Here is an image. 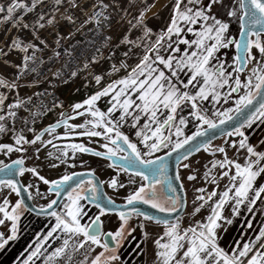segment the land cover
I'll return each instance as SVG.
<instances>
[{
	"label": "snow or ice",
	"instance_id": "snow-or-ice-1",
	"mask_svg": "<svg viewBox=\"0 0 264 264\" xmlns=\"http://www.w3.org/2000/svg\"><path fill=\"white\" fill-rule=\"evenodd\" d=\"M158 6L163 5L157 0H10L7 6L0 4V22H11L17 30L0 42V57L7 65L10 53L22 54L12 64L18 69L15 78L0 77L2 88L18 89L19 80L29 72L39 76L46 63L45 50H50L48 62L64 56L59 68L49 70L64 83L85 71L100 85L105 77L95 74L93 68L104 60L112 61L109 75L130 68L124 76L71 105V115L61 111L60 120L40 130L33 126L37 120L63 108L62 103L55 99L41 103L51 95L47 92L21 98L17 91L6 104L8 95L0 92V137L11 135L12 140L0 142V153L9 156L32 150L39 160L41 149L50 145L52 150L46 156L50 168L75 167L69 161H75L77 153H90L110 161V168L129 174V184L137 183L133 177L146 181L126 196L116 228L105 231L102 217L119 206L102 195L104 181L96 178L95 171L65 172L58 179H48L40 168L25 166L27 155L11 163L0 160V194L8 190L0 195V252L20 240L26 214L54 220L45 232L36 234L17 264H122L121 249L137 227L144 229L145 241L152 240V264H264V221L258 228L253 225L257 207L264 215V185L258 183V178H264V131L256 143L251 139L256 128L264 125V0H171L166 23L154 31L148 21L158 15L154 11ZM132 11L137 14L133 16ZM29 14L31 18L25 20ZM114 14L119 17L115 22ZM232 20L239 23V39L231 33ZM133 30L139 33L135 37ZM185 33L193 38H186ZM77 34L83 39L76 40ZM121 46H126L125 59L117 66L116 50ZM230 48L234 56L227 53ZM78 49H84L83 60L76 55ZM133 49L141 52L134 65H129L127 60L136 55ZM74 61L79 62L73 66ZM101 98H108L106 111L97 107ZM232 100L234 106L225 107ZM20 110L28 116L19 115ZM77 117L90 118L70 123ZM190 122H195V131L187 135ZM61 127L63 135H54ZM25 129L31 137L24 134ZM209 130H213L212 137L219 131L230 139L213 146ZM45 135L51 138L45 140ZM75 137L101 138L103 150L83 142H53ZM229 149H235L236 158L229 157ZM202 150L216 157L201 177L215 187L212 191L195 189L199 195L188 214L195 216L205 208L207 214L182 227L179 213L186 210L187 201L186 196H179L174 181L181 180L180 167L189 170V181L197 180L199 169L190 157ZM162 151L164 155H156ZM173 153L177 160L174 177L168 166ZM216 169L219 171L214 173ZM25 173L47 185L46 193H41L38 182L22 183L18 177ZM225 178L227 183L218 191L219 181ZM107 183L112 189L124 187L116 177ZM13 193L14 201L9 199ZM161 193L170 205L162 203ZM48 194L55 198L46 204L30 206L26 202L35 197L47 199ZM83 201L94 205L98 214L89 216ZM137 204L149 205L168 217L176 214L175 219L150 215ZM226 206L229 214H225ZM245 211L251 214L245 226L253 235L242 230L229 243L231 237L226 234ZM85 217L87 222H83ZM145 221L162 225L163 234L153 238Z\"/></svg>",
	"mask_w": 264,
	"mask_h": 264
},
{
	"label": "rangeland",
	"instance_id": "rangeland-1",
	"mask_svg": "<svg viewBox=\"0 0 264 264\" xmlns=\"http://www.w3.org/2000/svg\"><path fill=\"white\" fill-rule=\"evenodd\" d=\"M9 2L10 1H8V3ZM149 2L151 3L153 2V0H149ZM157 2H158V5H163V6L162 7L158 6L157 9H154V11L158 12V15L155 17H151L148 21L149 26L152 27L154 31H158L162 26H164V24L166 23L168 19L170 7H171V0H157ZM0 4H3V5L6 4L5 0H0ZM136 14L137 13L135 11H132L133 16H135ZM149 15L151 16V14ZM113 19L115 22L116 20L119 19V17L114 14ZM122 23H124L126 26V21ZM230 30H231L232 35L235 36V38L237 39L238 33H239V23L236 20L231 21ZM123 34L124 33L122 32L121 35ZM138 34L139 33L136 30L132 31L133 37H135ZM184 35L186 38L188 37L189 39L193 38L190 33L188 35L187 33H185ZM181 47L183 49L184 46H181ZM125 50H126V46H121L120 48L116 50L115 62L117 63V66H119L120 61L125 59L122 55L123 51ZM226 51L229 54V56L235 55V51L232 48ZM133 52L136 53V55H133L130 59L127 60V63L129 65H134V63L138 59V55L141 52V49H133ZM105 54L106 55L108 54L107 50L105 51ZM180 54L182 55L183 52H181ZM111 63L112 61L104 60L99 64V66H96L93 68V72L95 74H102L105 77L102 80L100 85L95 84L94 80L92 79V75L87 74L85 71H79L78 73L79 75L75 77V82L77 81V83L73 82L72 84L74 86H71L72 84L70 83L66 87V89L64 88L62 90V94L66 97L68 108H71V105H73L74 103L82 102L85 98H87L88 95L93 94L95 91L106 86L107 83H110L112 80L118 79L124 76L127 73V71H130V68L126 70L122 69L118 73H112L111 75H109L108 69ZM249 67H251V65H249ZM245 75H247V73H245ZM72 89H73V92H71ZM2 90H4V88L0 87V92H2ZM233 96L235 98L236 94H233ZM107 100L108 98H101V100L97 102V107H99L102 111H106L107 107L109 106L107 104ZM229 106H234V100L229 101V103L225 105V107H229ZM87 118H90V117H80L74 123L76 124L83 123L84 120ZM64 131H65L64 128L59 129L56 131L54 135H63ZM185 131L187 135H191L192 132L195 131V122H190ZM261 132H262V127H260L258 131H255L254 133H252L251 139L253 143L257 142V137L259 136V134L261 135ZM50 138L51 137L48 135L44 137L45 140L50 139ZM226 139H230V138H227V137L220 138L216 140L215 142H213V146L223 145ZM53 142L59 145H63L66 143H72V142H75V143L83 142L86 144V146L87 145L92 146L94 145V138L75 137L71 140H54ZM50 150H52L50 145L42 148L40 152L39 160L35 159V155L32 150H30L27 154L14 152L10 154L9 156H5L4 154L0 153V160H3L5 163H10L12 160L17 159L22 155H27L28 158L26 160V164L28 167L36 166L42 170V174L45 175L46 178L58 179L61 175L65 174V172H68L70 167H68L67 165H61L58 168H50L49 160L46 158L47 153ZM164 151H167V150H164ZM164 151L157 153L156 155L164 153ZM70 155H71V152H70ZM228 155L230 158L237 157V153L235 149H229ZM219 156L220 154H217V157ZM215 158L216 157H213L210 153H205L203 150L200 153H196L195 155L190 157V161L194 162V167L199 169V171L197 172V180L195 181H189L187 179V176L189 174L188 169H184L183 167L179 168L181 178L184 184L186 197H187V209L185 213L181 216L182 217V221H181L182 227L189 226L195 220H200L201 217L207 214V211H208L207 208L202 209L201 213L196 214L195 216H191L188 213H190L193 209L194 197L196 195H199V193L195 191L196 188L205 187L208 191H212L213 188L215 187L212 184L204 182V180L201 178L203 174L207 171V167H210V162L214 160ZM239 158L241 159V162H243V153L239 154ZM83 162H93L94 163V162H101V160L97 157L88 156L83 153H77L75 161H71V160L69 161L70 164L75 163L78 167H81ZM188 162L189 161H184V163H188ZM218 171L219 169L213 170L214 173ZM21 180L25 184L38 182L36 178L33 177L31 174L24 175L23 177H21ZM38 183L40 184L41 193L42 194L46 193L47 191L46 186L42 182H38ZM219 183H220V188L218 189V191H221L223 190L225 184L227 183V178L220 180ZM258 183L261 185H264V178H258ZM133 189L135 188L132 186H129L127 190L123 193L124 197L129 195L133 191ZM7 191L8 190L5 189L4 193L0 195L7 194ZM32 191L35 195V189H33ZM51 198L52 197H50L49 195L47 199H43L41 197H35L34 201H35V204L39 206V205L46 204L48 200H50ZM9 199L14 201L16 199L15 194L13 193L12 196L9 197ZM258 205H259V202H258ZM88 214L89 216L91 215L89 211H88ZM225 214H229L227 206L225 208ZM251 218H252L251 214H249L246 211L243 212V215L241 217L236 218L238 222L234 223V225L229 228L228 234H226L231 237V239H229V243L232 242V239L238 238L242 234V230L246 231V234L248 236L253 235L252 230L246 229V226H245V220L251 219ZM87 219L88 217H85L84 221H87ZM140 219L142 220V218ZM104 220L110 227H116L119 223V220L115 219V217L112 215L105 217ZM136 220L137 219L133 220L132 223L135 224ZM261 221H264V215L260 214V209L259 207H257L256 217L255 219H253L254 228H258L260 226ZM53 222H54L53 218H50V217L37 219L36 217L30 214H26L23 220L24 230L22 232L21 238L24 239L25 242L30 241V243L32 244L35 242L36 234L45 232L50 226V224ZM144 223L148 225V230L150 232V235L153 238H156L158 235L163 234L162 225H157L156 223H151L148 221H145ZM143 231L144 229L137 227L136 232H134L132 236L128 238L125 244L126 246L124 245V247L121 250L122 264H152V261L154 259V256H153L154 245L151 239L148 241L144 240ZM11 249L8 248V250H6L7 253L4 256H2L3 260L6 262L5 264H16L15 259L18 256V254H16L14 248H11ZM26 249L28 248H25V250Z\"/></svg>",
	"mask_w": 264,
	"mask_h": 264
},
{
	"label": "flooded vegetation",
	"instance_id": "flooded-vegetation-1",
	"mask_svg": "<svg viewBox=\"0 0 264 264\" xmlns=\"http://www.w3.org/2000/svg\"><path fill=\"white\" fill-rule=\"evenodd\" d=\"M188 34L189 33H187V35ZM237 39H239V33H238V38ZM69 109H71V108H69ZM79 118L80 117H77L76 119L71 120L70 123H74ZM60 119H61V117L58 120H60ZM62 128H59V129H62ZM59 129H57V130H59ZM103 143H104V141L101 138H94V145H92V146L87 145V146L91 147V148H94L96 150H103L100 147V145L103 144ZM83 154L95 157V156H93L90 153H83ZM158 155L162 156V155H164V153H161V154H158ZM99 159L101 160V162H94V163L93 162H83L81 167H78L75 164L76 165L75 167H70L68 173H71V172L81 173V172L95 171L96 176L99 178V180L100 181H104V183L101 185L102 194L104 193L107 197H111L116 203L122 204V205H124L126 203V197H124L123 193L127 190V188L129 186H132L134 188H138L141 183H146V181H142L139 177H133L134 179L137 180V183L136 184H129L128 183L129 174H126V173H123V172H118L116 169H113V168L109 167V163H111L110 161H104L101 158H99ZM25 165H26V167H28L27 164H26V161H25ZM179 171H180V169H179ZM28 174H30V173H25V175H28ZM112 177H116L119 181H121L124 184V187L117 188V189H112L111 187H109L107 182ZM20 179H21V177H20ZM180 182L183 183L182 178H181ZM45 186H46V188H48L47 185H45ZM183 189H184V184H183ZM178 194H179V196H181L179 191H178ZM48 195L50 197H52L51 199L55 198L54 194H48ZM65 199H66V197H65ZM161 201H162V203H165V204H168V205L171 204V201L167 200L166 196H164L163 193H161ZM32 202H33L34 205H36L34 199L32 200ZM82 203L84 204L85 209L91 213L90 216L98 214V211H97V209L95 208L94 205L89 204L87 201H83ZM29 214L34 216V217H37V216L33 215L32 213H29ZM110 215L114 216L115 219L118 220V214H112V213H108L106 216L102 217V219L104 220L105 217L110 216ZM135 219H137V218L134 217L133 220H135ZM83 222H87V221H83ZM151 223H155V222L151 221ZM108 226L109 225L104 220V230L105 231H111V230L108 229ZM126 242L127 241H125L124 245L126 244Z\"/></svg>",
	"mask_w": 264,
	"mask_h": 264
},
{
	"label": "built area",
	"instance_id": "built-area-1",
	"mask_svg": "<svg viewBox=\"0 0 264 264\" xmlns=\"http://www.w3.org/2000/svg\"><path fill=\"white\" fill-rule=\"evenodd\" d=\"M87 27H91L86 26ZM90 35V34H89ZM83 37L78 34L76 36V40H82ZM71 43V42H70ZM84 51V49H78L76 55L80 58V60H83V56L81 55V52ZM104 52L106 51L103 50ZM50 55V51L45 53L43 58L46 61V63L40 67L39 72L40 75L37 76L36 73H32L29 72L27 74H24L23 77L20 79L21 81H24L26 83H30L33 84V80H39L40 82L37 83L36 85H39L38 90L34 91V92H47L50 93L51 95L46 96L45 98H43L40 102L41 103H47L50 100H57L58 102L63 104V108H55L53 109L51 112H47L45 115H43L40 119L37 120V122L35 123V125H33L37 130H40L44 127H47L49 124L54 123L55 121H57L60 116L59 113L61 111H65L68 109V105H67V100L66 97L62 94V90L64 88H66L73 79L68 80L67 83H64L63 80H58L56 77L52 76L50 74V69H55V68H59L61 66V62L65 59L64 56L62 55L59 61L53 60L51 62H48V56ZM79 61H74L73 62V66H75ZM64 73H67L68 69L65 68ZM34 92H31L29 94H27L26 96H24L23 98L27 97V96H32ZM33 100L35 101L36 98L33 97ZM19 115L22 116H28V113L23 112V110H20ZM24 134L27 135L28 137L32 136L31 132H28L27 129L24 130ZM0 142H12L11 140V135H9L8 138H2L0 137Z\"/></svg>",
	"mask_w": 264,
	"mask_h": 264
},
{
	"label": "crops",
	"instance_id": "crops-1",
	"mask_svg": "<svg viewBox=\"0 0 264 264\" xmlns=\"http://www.w3.org/2000/svg\"><path fill=\"white\" fill-rule=\"evenodd\" d=\"M8 1H10V0H5V2H6V4H4L5 6H7ZM2 15L3 14H1V16ZM30 18H31V14H29L28 16H25V20H28ZM16 34H17V30L15 28H13L11 22H8V23L0 22V42H3L5 40H8L11 36L16 35ZM49 43H50V46H54V45H51V40H49ZM49 51L50 50H45V53H47ZM21 55L22 54L10 53L9 54V57H8V64L7 65H5L3 63V59L4 58L3 57H0V77H4L6 79H13V78H15V75H16V72L18 71V69L13 68L12 67V64L18 63L20 61V59H21ZM73 82H75V78L73 79V81L71 82V84ZM75 83H77V81ZM19 84H20V87L18 89L8 90V89H5L4 88V90H2V92L5 93L6 95H8V97H9V100L6 101V104L13 101V99L15 98V94H16L17 91L19 92L20 97L23 98L27 94H29L31 92H34V91L38 90V88H39V85H36V84L33 85V84L26 83V82L21 81V80H19ZM71 86H74V85L72 84ZM75 87H76V85H75ZM73 89L71 90V92H73ZM260 127H262V131H264V125H261ZM260 127H257L256 128V131H258ZM259 136H260V134H259ZM36 218L39 219V218H45V217H36ZM115 228L116 227H110V226H108V229L109 230H113ZM21 236H22V234H21ZM30 244H31L30 241L29 242H25L24 239H22V238L19 241L10 244V246L8 248H10V249L11 248H14L16 254H18V256L20 254V256L19 257L17 256L16 259H15V263L16 264H17V260L18 259H22L23 256H26L27 252H26L25 248H28V246ZM8 248H7V250H8ZM6 253H7L6 251L0 252V264H5L6 263L3 260V258H2V256H4Z\"/></svg>",
	"mask_w": 264,
	"mask_h": 264
},
{
	"label": "water",
	"instance_id": "water-1",
	"mask_svg": "<svg viewBox=\"0 0 264 264\" xmlns=\"http://www.w3.org/2000/svg\"><path fill=\"white\" fill-rule=\"evenodd\" d=\"M240 38V37H239ZM69 115H71V109H68L67 110ZM62 128V127H61ZM59 129V128H58ZM212 132L213 130H209V136L212 137ZM224 136H222V134L219 132V131H216V134L214 137H212V143L215 142L216 140L220 139V138H223ZM196 153H194L193 155H195ZM11 163V162H10ZM26 166V165H25ZM168 166H169V175L170 176H175L176 172H177V160H176V154L173 153L171 157L168 158ZM81 173H86V172H81ZM20 179V177H18ZM96 178L99 180V178L96 176ZM85 179H88V177H85ZM21 180V179H20ZM22 182V181H21ZM178 191L180 192L181 194V197H185L186 196V193H185V190L183 188H180L179 185L181 184L180 181H174ZM102 193V192H101ZM102 195H105L104 193ZM65 198V197H64ZM186 201H187V198H186ZM26 202L32 206L34 205L32 200L31 201H27ZM63 202V199L61 201V203ZM117 206H119L117 208V211L116 212H111L112 214H118V212L120 210H124L123 209V205L122 204H118L116 203ZM137 207H139L142 211L144 212H147L148 214L150 215H154V216H157V217H168V214L166 213H161L159 210L157 209H153L151 208L149 205H144V204H137L136 205ZM187 209V208H186ZM186 210L182 209L179 213L180 216H182L184 213H185ZM33 215L36 216L35 213H32ZM175 215L176 214H173L172 216L168 217L169 219H175ZM39 217H44V216H39Z\"/></svg>",
	"mask_w": 264,
	"mask_h": 264
}]
</instances>
